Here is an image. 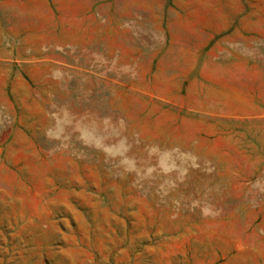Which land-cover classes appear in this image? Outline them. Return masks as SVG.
Returning <instances> with one entry per match:
<instances>
[{"label": "rangeland", "instance_id": "rangeland-1", "mask_svg": "<svg viewBox=\"0 0 264 264\" xmlns=\"http://www.w3.org/2000/svg\"><path fill=\"white\" fill-rule=\"evenodd\" d=\"M0 264H264V0H0Z\"/></svg>", "mask_w": 264, "mask_h": 264}]
</instances>
